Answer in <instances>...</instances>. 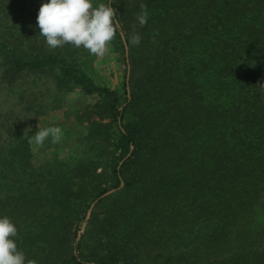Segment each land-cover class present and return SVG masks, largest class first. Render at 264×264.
<instances>
[{
	"label": "trees",
	"instance_id": "obj_1",
	"mask_svg": "<svg viewBox=\"0 0 264 264\" xmlns=\"http://www.w3.org/2000/svg\"><path fill=\"white\" fill-rule=\"evenodd\" d=\"M42 2L0 0V82L42 73L96 101L77 152L38 166L20 116H0V215L27 260L264 264V0H111L129 95L126 74L122 93L89 76L83 47L47 46Z\"/></svg>",
	"mask_w": 264,
	"mask_h": 264
},
{
	"label": "rangeland",
	"instance_id": "obj_2",
	"mask_svg": "<svg viewBox=\"0 0 264 264\" xmlns=\"http://www.w3.org/2000/svg\"><path fill=\"white\" fill-rule=\"evenodd\" d=\"M39 1L33 0L34 4ZM105 1L93 0V5L95 7ZM78 53L82 54L80 58L85 62L89 76L97 84L108 85L122 93L126 66L121 51L115 47L114 39L103 55L90 54L84 48L82 53ZM23 77L11 88L0 82V116L10 111L12 115L20 116L30 136L32 162L35 166L54 157L70 159L77 152L88 130V124L79 115L85 106L96 101V97L86 95L79 86L57 91L51 85L49 76L42 73ZM56 129H59L58 133ZM41 131H47L48 136L38 141L37 135ZM254 215L256 229L264 232V216L259 209L255 210Z\"/></svg>",
	"mask_w": 264,
	"mask_h": 264
},
{
	"label": "clouds",
	"instance_id": "obj_3",
	"mask_svg": "<svg viewBox=\"0 0 264 264\" xmlns=\"http://www.w3.org/2000/svg\"><path fill=\"white\" fill-rule=\"evenodd\" d=\"M112 5L111 0L95 7L93 0H44L36 16L39 34L50 49L70 44L83 47L90 54L103 55L117 34V12ZM136 19L139 25H145L147 11L142 10ZM140 41L139 34L132 35V46ZM55 131L58 133L59 129ZM47 136V131H41L37 140L42 141ZM17 237L15 223L10 217L0 215V264H36L27 260L24 252L18 249Z\"/></svg>",
	"mask_w": 264,
	"mask_h": 264
},
{
	"label": "water",
	"instance_id": "obj_4",
	"mask_svg": "<svg viewBox=\"0 0 264 264\" xmlns=\"http://www.w3.org/2000/svg\"><path fill=\"white\" fill-rule=\"evenodd\" d=\"M118 26V25H117ZM122 42L124 44V49H125V54L127 55V52H128V47H127V44H126V41L124 39V37H122ZM129 74H130V67L129 65L127 64V70H126V82H127V86H126V90H127V93L129 95V87H128V80H129ZM133 149V146H131V150ZM130 154V153H129ZM129 154L127 156H129ZM123 186V181H120V184L118 186V188H112V189H109L107 190L106 192H104L103 194H101L100 197L94 199L91 203H90V209H92L94 207V205L98 202V200L100 198H103V197H106V196H109L111 195L112 193H114L117 189L121 188ZM90 216V213H87L86 215V219H88ZM83 230V229H82ZM81 230V231H82ZM80 236V234L78 235Z\"/></svg>",
	"mask_w": 264,
	"mask_h": 264
}]
</instances>
